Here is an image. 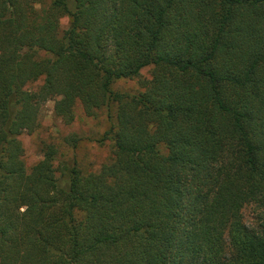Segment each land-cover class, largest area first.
Instances as JSON below:
<instances>
[{
  "label": "trees",
  "instance_id": "1",
  "mask_svg": "<svg viewBox=\"0 0 264 264\" xmlns=\"http://www.w3.org/2000/svg\"><path fill=\"white\" fill-rule=\"evenodd\" d=\"M40 2L0 0V264H264V0ZM59 96L68 121L108 109L98 171L27 169Z\"/></svg>",
  "mask_w": 264,
  "mask_h": 264
},
{
  "label": "rangeland",
  "instance_id": "2",
  "mask_svg": "<svg viewBox=\"0 0 264 264\" xmlns=\"http://www.w3.org/2000/svg\"><path fill=\"white\" fill-rule=\"evenodd\" d=\"M39 9L48 7L53 0H40ZM70 4L73 0H68ZM71 17L61 19V33L71 28ZM1 51V45H0ZM152 68L145 67L139 76L116 80L112 88L129 94H136L143 90L142 83L150 79ZM43 83L40 79L28 87L38 89ZM58 100L68 101L64 97H55L46 101L41 108L38 125L33 131L21 134L20 139L25 148V164L31 169L40 161H50L60 176L63 164L73 165L84 172L98 171L101 166L110 161L113 150V141L107 134L111 128V118L106 108L88 114L80 101L73 103L74 118L66 120L56 112ZM76 139V144L74 140ZM244 220L251 227H258V208L248 205L244 208Z\"/></svg>",
  "mask_w": 264,
  "mask_h": 264
}]
</instances>
